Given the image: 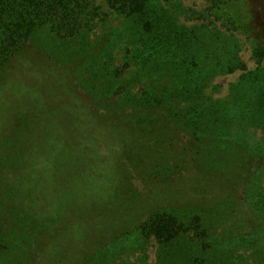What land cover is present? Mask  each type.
Here are the masks:
<instances>
[{
	"label": "rangeland",
	"instance_id": "374dc122",
	"mask_svg": "<svg viewBox=\"0 0 264 264\" xmlns=\"http://www.w3.org/2000/svg\"><path fill=\"white\" fill-rule=\"evenodd\" d=\"M160 1L245 66L197 94L215 107L202 130L138 102L170 74L140 70L106 0H87L93 19L75 36L65 20L37 27L10 59L0 42V251L27 264H264V58L243 28L264 32V0L217 14L211 0ZM158 212L199 229L164 241L141 229Z\"/></svg>",
	"mask_w": 264,
	"mask_h": 264
},
{
	"label": "trees",
	"instance_id": "16d2710c",
	"mask_svg": "<svg viewBox=\"0 0 264 264\" xmlns=\"http://www.w3.org/2000/svg\"><path fill=\"white\" fill-rule=\"evenodd\" d=\"M106 1L109 8L120 13L128 23L126 34L137 46L133 57L140 70L160 67L170 74L171 81L162 90L151 91L149 96L135 94L138 102L147 106H165L178 125L184 124L188 130H202L215 107L212 102L200 100L197 94L203 92L215 71H233L235 67L244 68V64L232 66L230 62L224 63L225 44L215 43L222 40L217 38L214 44L208 42L200 28L175 20L160 0ZM228 1L211 0L210 12L219 13ZM87 14L89 23L93 19V11L87 0H0V42L4 45L5 57L10 59L24 46L35 28L49 23L65 20L69 23L68 34H79L84 29L82 19ZM227 19L231 20L230 15ZM258 26L246 24L243 28L257 42L255 56L264 58V44L260 43L264 42V32L258 33ZM187 98L192 103L182 104L181 100ZM141 229L173 243L188 232H197L199 225L158 212L144 220ZM0 256V264H27L30 261V257L23 260L12 255L8 248L0 251Z\"/></svg>",
	"mask_w": 264,
	"mask_h": 264
}]
</instances>
